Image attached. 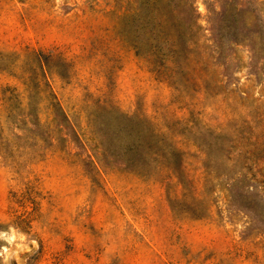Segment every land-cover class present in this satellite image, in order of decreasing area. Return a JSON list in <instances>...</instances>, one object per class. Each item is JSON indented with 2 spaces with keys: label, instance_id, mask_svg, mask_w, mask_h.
I'll return each instance as SVG.
<instances>
[{
  "label": "rangeland",
  "instance_id": "obj_1",
  "mask_svg": "<svg viewBox=\"0 0 264 264\" xmlns=\"http://www.w3.org/2000/svg\"><path fill=\"white\" fill-rule=\"evenodd\" d=\"M0 264H264V0H0Z\"/></svg>",
  "mask_w": 264,
  "mask_h": 264
},
{
  "label": "clouds",
  "instance_id": "obj_2",
  "mask_svg": "<svg viewBox=\"0 0 264 264\" xmlns=\"http://www.w3.org/2000/svg\"><path fill=\"white\" fill-rule=\"evenodd\" d=\"M59 2H60V0H57V3L59 4ZM21 239H24V237L23 236H21L20 237ZM36 242L35 241H33V244H35ZM5 250V252L7 251V249H4ZM7 260V257H5V261Z\"/></svg>",
  "mask_w": 264,
  "mask_h": 264
},
{
  "label": "trees",
  "instance_id": "obj_3",
  "mask_svg": "<svg viewBox=\"0 0 264 264\" xmlns=\"http://www.w3.org/2000/svg\"><path fill=\"white\" fill-rule=\"evenodd\" d=\"M160 51V50H159Z\"/></svg>",
  "mask_w": 264,
  "mask_h": 264
}]
</instances>
